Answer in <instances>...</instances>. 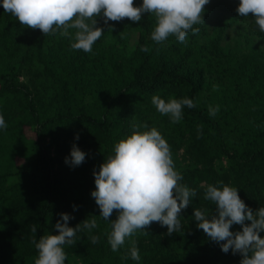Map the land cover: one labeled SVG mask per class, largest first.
Returning a JSON list of instances; mask_svg holds the SVG:
<instances>
[{
    "label": "trees",
    "instance_id": "obj_1",
    "mask_svg": "<svg viewBox=\"0 0 264 264\" xmlns=\"http://www.w3.org/2000/svg\"><path fill=\"white\" fill-rule=\"evenodd\" d=\"M238 4L209 0L203 24L194 25L199 32L189 31L186 43L170 36L156 44L150 13L139 22L124 18L107 25L101 15L96 20L104 33L85 53L71 49L72 41L59 33L21 25L0 3V115L7 125L0 129V264H34L31 226L37 240L57 234L60 213L73 217L70 227L93 215L98 224L63 246L65 264H240L241 255L221 251L193 217L195 209L214 214L202 186L219 187V181L237 188L251 209L264 207V32L251 14L237 15ZM153 96L165 102L187 97L197 107L185 106L173 124L157 111ZM210 106H219L214 117ZM141 123L165 138L180 183L197 195L178 217L181 231L169 236L166 226L153 222L148 235L138 230L114 252L107 240L110 222L91 196L93 171ZM73 144L85 153L79 166L65 163ZM116 216L114 210L109 219ZM93 235L100 237L96 244ZM133 240L139 261L130 257Z\"/></svg>",
    "mask_w": 264,
    "mask_h": 264
},
{
    "label": "clouds",
    "instance_id": "obj_2",
    "mask_svg": "<svg viewBox=\"0 0 264 264\" xmlns=\"http://www.w3.org/2000/svg\"><path fill=\"white\" fill-rule=\"evenodd\" d=\"M0 3L21 25L39 29L43 35L59 33L72 41L71 49L90 53L93 44L104 33L97 26L98 16L102 15L107 25L109 20L118 22L124 18L139 22L143 14L150 13L155 18L151 39L156 44L164 43L170 36L186 43L189 31L199 32L194 25L203 24L202 14L209 0H142L139 6H134L133 0H0ZM236 12L242 17L251 14L259 30L264 32V0H239ZM150 50L141 46V51L147 53ZM217 87L214 85V90ZM151 102L159 113L168 115L173 124L181 121L185 106L197 107L187 97L170 98L165 102L159 96H153ZM218 108L210 106L209 115L214 117ZM6 127L3 115H0V129ZM133 129L130 135L114 145V154L100 164L99 170L93 171L95 190L91 191V196L100 209L99 216L110 222L107 240L114 252L138 230L148 235L145 229L153 222L166 226L169 236L181 231L178 217L197 195L196 189L180 183L183 176L175 170L170 146L161 133L146 123L133 125ZM198 133L202 135V126H198ZM76 139H79L78 134ZM84 160L85 153L73 144L70 158L65 157V163L79 166ZM217 183L219 187L202 186L204 199L216 207L212 215H207V209L193 210L196 226L219 244L224 253L229 250L233 254L239 253L240 264H264V236L259 234L264 232V207L251 209L240 198L237 188L222 181ZM114 210L116 218L109 219ZM94 217L70 227L68 221L73 217L60 213V220L54 225L57 234L41 235L38 240L35 237L37 227L33 224L31 243L38 253L34 264H65L67 255L63 246H73L78 232L96 229L98 224ZM234 224L240 225L241 230L231 231ZM90 239L96 244L100 237L93 235ZM132 245L130 257L139 261L141 257L135 240Z\"/></svg>",
    "mask_w": 264,
    "mask_h": 264
},
{
    "label": "rangeland",
    "instance_id": "obj_3",
    "mask_svg": "<svg viewBox=\"0 0 264 264\" xmlns=\"http://www.w3.org/2000/svg\"><path fill=\"white\" fill-rule=\"evenodd\" d=\"M132 42H133V39H132ZM27 135L28 136H33V133L31 132V130L28 129V132H27ZM53 152V150H52ZM22 160L18 159V162H21Z\"/></svg>",
    "mask_w": 264,
    "mask_h": 264
}]
</instances>
